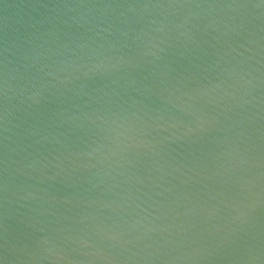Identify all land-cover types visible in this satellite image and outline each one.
Returning a JSON list of instances; mask_svg holds the SVG:
<instances>
[{
    "label": "water",
    "instance_id": "obj_1",
    "mask_svg": "<svg viewBox=\"0 0 264 264\" xmlns=\"http://www.w3.org/2000/svg\"><path fill=\"white\" fill-rule=\"evenodd\" d=\"M0 264H264V0H0Z\"/></svg>",
    "mask_w": 264,
    "mask_h": 264
}]
</instances>
